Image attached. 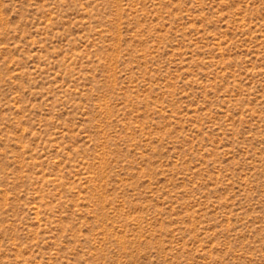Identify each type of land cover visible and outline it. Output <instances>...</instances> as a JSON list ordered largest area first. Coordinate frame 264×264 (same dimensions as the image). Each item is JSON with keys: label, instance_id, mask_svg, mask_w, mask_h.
Segmentation results:
<instances>
[{"label": "rangeland", "instance_id": "obj_1", "mask_svg": "<svg viewBox=\"0 0 264 264\" xmlns=\"http://www.w3.org/2000/svg\"><path fill=\"white\" fill-rule=\"evenodd\" d=\"M0 264H264V0H0Z\"/></svg>", "mask_w": 264, "mask_h": 264}]
</instances>
